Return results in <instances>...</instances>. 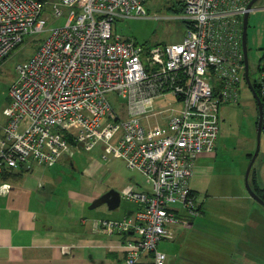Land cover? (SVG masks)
Here are the masks:
<instances>
[{"label": "built area", "instance_id": "1", "mask_svg": "<svg viewBox=\"0 0 264 264\" xmlns=\"http://www.w3.org/2000/svg\"><path fill=\"white\" fill-rule=\"evenodd\" d=\"M146 1L0 0V64L27 38L47 34L9 88L0 176L31 163L54 166L74 149L102 146L105 162L124 160L151 185L123 189L139 205L135 215L100 222L126 235L124 264H167L159 246L180 212L201 215L189 180L195 160L216 149L221 103L239 101L244 17L255 9L252 0H181L182 41L147 47L114 34L117 19L148 15ZM260 67L264 97V55ZM110 93L127 118L115 114Z\"/></svg>", "mask_w": 264, "mask_h": 264}, {"label": "crops", "instance_id": "2", "mask_svg": "<svg viewBox=\"0 0 264 264\" xmlns=\"http://www.w3.org/2000/svg\"><path fill=\"white\" fill-rule=\"evenodd\" d=\"M238 91L239 100L247 92V96H245L249 99L246 102L252 104L251 97H253V94L247 85L246 78L245 83L241 84ZM255 102L254 99L256 116H259L258 106ZM9 104L10 96L6 98L0 110V129L6 124L7 119L4 113ZM237 104H239V101ZM220 137L221 131L216 145L218 150L215 149L213 152L203 153L195 160L193 175L189 180L191 190L198 197L200 194L206 197L204 201L200 202V207L206 210L207 219L210 214L216 215L220 213V201L215 202L213 200L216 191L234 190L238 194L236 195L238 198L224 196L226 195L225 193L221 194L223 196L217 197L220 200L234 199L232 203L228 204L233 206L231 208H234V211L243 209L242 212L246 213L248 206H256L257 202L249 195L247 190L246 194L243 191V187L245 188L246 185L242 180L244 175L243 170L247 167L246 164L245 168L242 169L244 165L242 161L244 159L239 161L238 164L233 163L231 166L233 170L228 172V159L221 156L219 151L221 147ZM101 150L102 146L93 151L101 157ZM251 155H254L253 152L247 155L245 163L252 159ZM123 162L126 165L124 160ZM63 163H69L73 166L72 161L70 163L66 157H63L54 166H40L31 163L17 169H12L0 176V186L7 185L3 193L0 194V264L125 263L126 253L123 241L126 235L120 234L118 231L112 233L110 230H104L100 222L103 220H122L127 216L135 215L139 209V205L136 202L125 199L122 193L123 189L127 185L134 183L138 185L140 190L151 192V185L144 177L143 179H137L135 176H132L130 181H123L120 186L116 187L114 183L113 185L102 187V185L98 186L93 181L101 173L96 172L89 176V180L91 177H93V180L82 181V185H78L77 187V183H74V185H71V189L63 194L57 186L53 185L52 180L47 183L48 179H50L47 178L48 173L52 170L56 171L58 166H61ZM36 166L42 168L40 170V177L35 175L37 173ZM253 167L254 183L264 189V118L261 148ZM217 173L219 174L216 181L218 186H214L213 182ZM27 175L31 176L30 179H25ZM227 176H233L234 178H228L229 181L227 182ZM72 179H75V177L73 176ZM47 185L52 186V188H49ZM109 189H117L121 193L122 200L120 206L115 210H110L107 204H104L107 207L105 210L101 209L102 211H98L100 210L98 208H103L102 206L104 205L90 209L92 202L108 192ZM123 201L128 203L129 206L121 209ZM228 205L223 206L228 207ZM216 206L220 207L219 210H213ZM116 210L120 213L117 217H113L111 212ZM91 211H94V213H91ZM180 214L181 223L177 224L180 227H184L185 224L190 227L200 218H189L183 210ZM241 219L246 220L245 217ZM204 220L206 221V217H204ZM246 225L248 224L246 223ZM244 226L245 223L239 220L236 229H240L241 227L243 228V232ZM128 236L136 238V235L133 233H129ZM246 237L249 240L251 238L248 234H246ZM174 252L170 255L166 252L168 264H175L177 258L174 256ZM235 255V259H233L235 261L234 264H255V261L251 258L252 251H249L247 247L245 251H237Z\"/></svg>", "mask_w": 264, "mask_h": 264}, {"label": "rangeland", "instance_id": "3", "mask_svg": "<svg viewBox=\"0 0 264 264\" xmlns=\"http://www.w3.org/2000/svg\"><path fill=\"white\" fill-rule=\"evenodd\" d=\"M177 0H147L145 9L148 15L146 17H132L125 20L117 19L113 24L114 34L125 39H130L138 44H146L149 47H154L156 44H166L179 42L184 36L185 23L183 20L176 19L179 13L173 10L178 8ZM255 8V9H254ZM254 11L250 13L249 30H248V50H249V67L252 79H259L261 59L264 55V0H259L254 6ZM47 34L27 38L25 43L15 49L12 54L0 64V110L4 105L6 98L9 97L10 85L17 77L16 67L18 64L30 59L38 44ZM246 93V94H245ZM239 100V104L235 101H224L220 105V131H221V156L228 159V172H231L233 163H239L243 160L245 168L243 173V183L245 184V176L250 164L245 158L251 152H256L258 121L259 116H256V107L254 106V98L251 97V103L246 102L247 92H245ZM246 95V96H245ZM116 93L108 94L110 103L115 114L121 120L127 118L126 105L117 100ZM171 99V96H170ZM256 103V102H255ZM1 116V115H0ZM115 119L114 117L112 118ZM77 127H73L72 131H76ZM218 147H216L217 149ZM218 150V149H217ZM252 150V151H251ZM101 156V155H100ZM68 161H72L73 166L69 163H63L58 166V171H50L48 173L47 183L51 182L54 186L60 189V192L65 194L71 185L77 183L82 185V181H88L89 176L96 172H101L94 180L98 186L107 187L113 185L120 186L121 182H128L135 176L137 179H143L139 173L130 172L123 160L114 159L111 162H104L95 151L85 152L73 150L72 156H64ZM67 162V161H66ZM101 166L103 167L101 169ZM36 166V176H41V170ZM101 169V170H100ZM59 173V174H58ZM75 179H72V177ZM31 176H25V179H30ZM219 174L214 178L213 185L216 184ZM22 178V176H21ZM233 176H227V182ZM89 180V181H90ZM129 184V183H127ZM126 184V185H127ZM49 188L52 186L47 185ZM111 190V189H109ZM117 190V189H116ZM246 185L243 191L246 194ZM236 197L238 195L233 191H216L213 200L221 204L220 207H214L213 210H219L216 215L210 214L207 219V212L200 207L202 216L197 219L196 223L188 227H173L171 235L162 242L159 246L160 250L173 253L177 258L175 264H234L235 254L237 251H245L246 247L252 251L251 258L255 264H264V206L256 202L255 205L248 206L247 212H242L243 209L234 211L228 205L234 199L220 200L217 197L223 196ZM200 202L204 201V195L199 196ZM239 203V202H238ZM228 205V207L223 206ZM128 203L123 201L121 209L127 208ZM103 208H98L102 211L107 209L106 205ZM102 209V210H101ZM111 212L113 217H117L120 212ZM242 212V213H241ZM94 213V211H91ZM206 217V221L204 220ZM245 217L246 220L241 219ZM242 220L245 223L243 228L236 229L237 223ZM246 223L248 225H246ZM242 225V224H241ZM240 225V226H241ZM239 226V225H238ZM247 226V227H246ZM246 234L251 236L250 240ZM168 264V260H167Z\"/></svg>", "mask_w": 264, "mask_h": 264}, {"label": "water", "instance_id": "4", "mask_svg": "<svg viewBox=\"0 0 264 264\" xmlns=\"http://www.w3.org/2000/svg\"><path fill=\"white\" fill-rule=\"evenodd\" d=\"M258 1L259 0H252L248 7L249 10H251ZM249 18H250V11L246 13L244 17V25H243V52H244V61H245V78H246L247 85L249 89L251 90L253 97L258 106L259 123H258V135H257V148L248 166L246 176H245V184H246V188H247L249 195L253 199H255L258 203H260L262 206H264V200L259 197V195L252 189L250 185V173L259 155L260 148H261V134H262V125H263V118H264V102L259 96L256 89L253 87V84L250 78L249 50H248ZM121 200H122L121 193L116 189H111L108 192L101 195L100 197L96 198L92 202L90 209H95L101 205L107 204L110 210H115L120 206Z\"/></svg>", "mask_w": 264, "mask_h": 264}, {"label": "trees", "instance_id": "5", "mask_svg": "<svg viewBox=\"0 0 264 264\" xmlns=\"http://www.w3.org/2000/svg\"><path fill=\"white\" fill-rule=\"evenodd\" d=\"M41 1H46V0H41ZM176 5H178V8L176 9V8H174L173 7V10L176 12V13H181L182 11H183V4H182V2H181V0H177V4ZM136 43V42H135ZM138 44V43H137ZM141 45H143V46H147V47H149L148 45H146V44H141ZM157 45H159V44H156V46ZM9 57V56H8ZM7 57V58H8ZM6 58V59H7ZM5 59V60H6ZM4 60V61H5ZM261 69V67H260V65H259V70ZM250 78H251V81H252V84H253V87L256 89V91L258 92V94H259V96L261 97V99L263 100V102H264V97L261 95V93H260V89H259V84H258V79H252V77H251V74H250ZM239 90V89H238ZM239 92V91H238ZM219 95V94H218ZM65 137H67V139L69 140V142L71 143V144H73L74 143V141H73V139L71 138V137H69V135H67V134H65ZM252 156L253 155H251V158H252ZM21 167H23V166H21ZM250 185H251V187H252V189L259 195V197L260 198H262L263 200H264V189H262V188H260V187H258L255 183H254V167L252 168V170H251V173H250Z\"/></svg>", "mask_w": 264, "mask_h": 264}]
</instances>
